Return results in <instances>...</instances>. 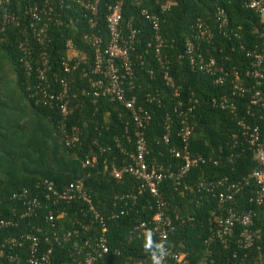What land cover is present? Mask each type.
<instances>
[{
	"label": "built area",
	"instance_id": "built-area-1",
	"mask_svg": "<svg viewBox=\"0 0 264 264\" xmlns=\"http://www.w3.org/2000/svg\"><path fill=\"white\" fill-rule=\"evenodd\" d=\"M100 2L25 0L20 11L19 7L18 10L11 8V0H0V32L10 26L18 28L21 33L17 42L19 60L26 70L33 72L34 83L27 86L28 96L32 102L49 105L58 111L56 129L64 144L70 147L80 137L79 128L73 124L67 127L65 122L75 93L70 81L52 70L48 48L54 29L74 26L77 31L79 26L85 25L81 39L88 44L91 55L87 56L86 51L68 36L60 66L65 73L81 66L80 73L87 77L93 96L119 103L128 112L124 134L133 146L132 150L122 149L127 161L116 165L114 160L108 162L104 157L101 163L111 177L120 180L128 174L134 178L135 184L129 190L113 194L111 206L105 210L94 203L81 177L60 187L52 179L45 178L36 181L32 188L24 186L11 191L0 199V264L189 263L186 253L170 240L175 221L181 217L167 211L168 202L160 191V184L170 178L177 187L188 188L184 181L189 170L211 158L194 153L189 147L193 124L188 119L193 116L198 100L193 92L181 97L179 85L169 73V59L161 49L165 41L159 31L161 14L170 8L172 2H160L155 11L139 6L138 14L152 30L148 45L153 43V56L159 65L161 79L171 89L174 98L172 111L179 120L176 135L180 143L169 147L168 152L180 160L175 168L148 160L145 128L150 121V112L137 103L136 93H129L136 78L131 53L136 51L140 29L133 24V18L123 20L124 0H110L106 3L104 16L105 41L97 27ZM244 6L260 15L263 25L258 33L263 38L264 0H244ZM216 36L222 39H239L241 36L229 26V19L221 6H216L211 23L201 17L191 23L177 58L185 59L191 69L208 75L213 83L227 88L226 92L212 97L210 103L232 115L236 128L231 139L252 151L256 166L239 179L202 177L193 183V188L209 193L216 200V208L208 217L209 232L203 240L204 252L198 264H206L211 259L213 241L226 248L231 242L235 243L241 252L234 264H249L246 250L255 239L252 229L255 211L242 209L235 198L244 188L252 187L249 201L259 205L264 200V43L259 40L246 46L237 42L224 53L225 44H216ZM236 49L240 53L236 62L228 63L230 53ZM134 56L140 58L141 54L134 53ZM146 70L153 73L149 67ZM161 95L155 89L153 93L145 94L144 101L159 103ZM166 119L161 137L165 142L172 123L170 116ZM102 150L100 148L101 153ZM95 164H98L97 158L91 153L81 160L83 168H92ZM145 193L150 197H144ZM143 197L146 198L144 201L141 200ZM132 208L139 216L128 227L127 243L133 239L141 240V254L136 256L130 250L123 255L122 248L111 246L107 236L108 221L129 214ZM239 251L233 256L236 257Z\"/></svg>",
	"mask_w": 264,
	"mask_h": 264
},
{
	"label": "trees",
	"instance_id": "trees-1",
	"mask_svg": "<svg viewBox=\"0 0 264 264\" xmlns=\"http://www.w3.org/2000/svg\"><path fill=\"white\" fill-rule=\"evenodd\" d=\"M24 1L11 0V8L18 10L19 7L21 11ZM109 1L101 0L97 16V27L105 41L107 34L104 16L106 3ZM163 1L166 0H124L122 18H133V24L140 29L136 51L131 53L136 78L129 93H136L137 103L150 112V121L145 128L149 149L147 158L175 168L180 160L168 152L169 147L180 143L176 135L179 120L172 111L174 98L171 89L161 79L159 65L153 56V43L148 45L152 30L138 14L139 6L155 11ZM170 1V8L161 14L159 31L165 40L161 49L169 59V73L179 85L181 97L193 92L198 100L193 116L188 119L193 124L189 147L192 152L210 157L211 160L189 170L188 178L184 181L189 185L188 188H183L182 185L177 187L172 179L165 178L160 184V191L168 202L167 211L181 217V220L175 221L176 227L170 240L177 249L186 253L188 264H198L204 252L203 240L209 232L208 217L216 208V200L209 193L193 188V183L202 177L209 179L226 176L228 179H239L255 168L256 162L250 149L232 141L231 133L236 128L232 115L210 103L212 97L226 92L227 88L213 83L208 75L191 69L185 59L177 58V53L183 48L191 23L198 17L211 23L216 6L224 8L229 26L241 35L239 39L215 37L216 44H225L224 53L237 42H243L246 46L259 40L264 43V37H260L258 33L263 23L258 12L244 6V0ZM74 28L69 26L54 29L48 48L52 70L65 76L75 93L71 101V112L65 122L67 127L72 124L77 126L80 137L70 147L64 144L56 129L58 111L49 105L36 104L28 96L27 86L34 83L33 72L26 70L19 60L17 42L21 33L18 28L10 26L0 32V199L15 189L24 186L32 188L36 181L45 178L52 179L60 187L81 177L94 203L105 210L111 206L113 194L129 190L135 184L134 178L128 174L120 180L111 177L101 163L104 157L108 162L114 160L116 165L127 161L122 149L127 147L132 150L133 146L127 142L124 134L128 112L119 103L93 96L89 91L87 77L80 73L81 66L67 73L60 66L64 41L68 36L86 51L87 56L91 55L88 44L81 39L85 25L79 26L77 31ZM234 51L230 53L228 63L236 62L240 53L237 49ZM134 53L141 54V60ZM148 67L152 74L146 70ZM48 76L51 78V73ZM155 89L162 94L160 102L144 101L145 94L153 93ZM167 116H170L172 123L168 141L165 142L161 137L165 132ZM129 130L133 137L131 123ZM100 148L103 149L102 153ZM90 153L96 156L98 164L92 168H83L81 160ZM251 193L252 187H247L235 198L242 209L252 208L255 211L252 225L255 239L253 245L246 250V262L264 264V200L256 205L249 201ZM144 195L150 197L148 193ZM144 197L142 201L146 199ZM138 216L139 213L132 208L129 214L108 221L109 243L111 246H120L123 255L129 250L132 255L141 254V240L133 239L130 244L127 243L128 227ZM211 249L212 256L206 264H234L241 252L233 242L226 248L218 241H213ZM237 251L239 252L234 257L233 254Z\"/></svg>",
	"mask_w": 264,
	"mask_h": 264
}]
</instances>
